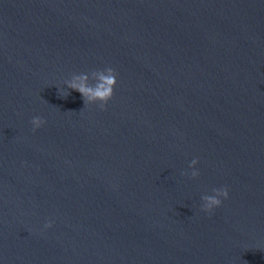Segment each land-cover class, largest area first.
Wrapping results in <instances>:
<instances>
[{"label":"water","instance_id":"1","mask_svg":"<svg viewBox=\"0 0 264 264\" xmlns=\"http://www.w3.org/2000/svg\"><path fill=\"white\" fill-rule=\"evenodd\" d=\"M0 264H264V0H0Z\"/></svg>","mask_w":264,"mask_h":264}]
</instances>
